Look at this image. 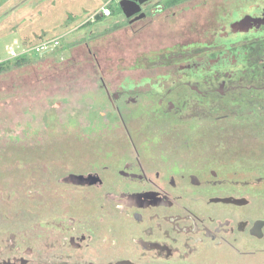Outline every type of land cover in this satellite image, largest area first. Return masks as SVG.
<instances>
[{
	"label": "flooded vegetation",
	"instance_id": "af4514ba",
	"mask_svg": "<svg viewBox=\"0 0 264 264\" xmlns=\"http://www.w3.org/2000/svg\"><path fill=\"white\" fill-rule=\"evenodd\" d=\"M123 16L172 45L100 71L109 104L76 109L96 146L27 171L45 219L26 253L43 259L0 263L264 264V0H145Z\"/></svg>",
	"mask_w": 264,
	"mask_h": 264
},
{
	"label": "rangeland",
	"instance_id": "374dc122",
	"mask_svg": "<svg viewBox=\"0 0 264 264\" xmlns=\"http://www.w3.org/2000/svg\"><path fill=\"white\" fill-rule=\"evenodd\" d=\"M105 2L0 0V59H6L10 50L63 38L53 51L30 55L23 66L12 63L0 74V262L13 256L43 259L42 251L26 253L45 219L42 203L28 194L27 171L37 169L39 165L32 164L44 157L59 167L66 163L77 167L73 160L77 148L96 146L98 140L87 144L77 134L81 126L76 109L90 100L109 104L104 92L96 95L100 71H139L134 68L140 66L142 55L172 45L175 34L160 23L152 27L127 23L120 0L111 4L115 13L111 18L91 21ZM85 115L90 121H102L95 111ZM119 123L112 119V124ZM15 247H21L19 253Z\"/></svg>",
	"mask_w": 264,
	"mask_h": 264
},
{
	"label": "built area",
	"instance_id": "2783aa9c",
	"mask_svg": "<svg viewBox=\"0 0 264 264\" xmlns=\"http://www.w3.org/2000/svg\"><path fill=\"white\" fill-rule=\"evenodd\" d=\"M116 0H108L104 5L92 16L91 21H95L97 17L111 18L113 16V10L111 4ZM62 37L53 38L51 40L43 41L33 48H24L20 51L10 50L6 59H0V63L7 60H15L21 57H28L30 55H41L46 52H51L61 45ZM20 47V46H19Z\"/></svg>",
	"mask_w": 264,
	"mask_h": 264
},
{
	"label": "water",
	"instance_id": "95a60500",
	"mask_svg": "<svg viewBox=\"0 0 264 264\" xmlns=\"http://www.w3.org/2000/svg\"><path fill=\"white\" fill-rule=\"evenodd\" d=\"M145 0H139V2H136L135 0H120V8L123 12V14L126 16V18H131L138 12H140V4H142ZM141 19V16L136 17L133 21H138ZM70 179H74L73 177ZM74 182H78L77 178L74 179ZM27 261L25 259L22 260L21 264H26ZM0 264H17L16 261H4Z\"/></svg>",
	"mask_w": 264,
	"mask_h": 264
},
{
	"label": "trees",
	"instance_id": "16d2710c",
	"mask_svg": "<svg viewBox=\"0 0 264 264\" xmlns=\"http://www.w3.org/2000/svg\"><path fill=\"white\" fill-rule=\"evenodd\" d=\"M105 1H108V0H105ZM121 10V9H120ZM121 12V11H120ZM114 13V12H113ZM115 14V13H114ZM103 18L101 17H97L95 21H101ZM87 23H90V22H87ZM86 23V24H87ZM85 24V25H86ZM84 26V25H83ZM27 57H21V58H18V59H15V60H7L5 62H2L0 63V74H2L3 72H5L6 70H8V68H10L9 66L14 63V67H21L25 64V59ZM11 69V68H10Z\"/></svg>",
	"mask_w": 264,
	"mask_h": 264
}]
</instances>
